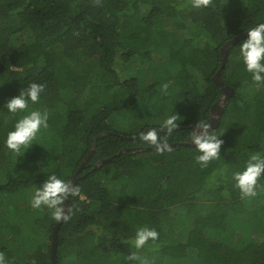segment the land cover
Listing matches in <instances>:
<instances>
[{"label":"trees","instance_id":"1","mask_svg":"<svg viewBox=\"0 0 264 264\" xmlns=\"http://www.w3.org/2000/svg\"><path fill=\"white\" fill-rule=\"evenodd\" d=\"M259 22L264 0H210L199 9L189 0H0V107L36 82L45 87L29 108L48 113L44 142L15 154L3 137L17 115L0 111V253L8 264H50L56 223L46 208L19 214L14 198L51 173L70 180L84 160L74 183L82 198L68 201L55 264H150L154 252L156 264H264V179L255 197H243L231 178L251 154L264 153V83L244 71L242 39L227 49L219 74L231 88L210 130L222 140L220 157L200 167L190 141L223 97L212 80L220 48ZM142 60L147 67L138 69ZM157 70L172 87L166 103L157 81L138 77ZM173 111L181 120L167 135L171 150L158 153L138 134ZM151 112L158 123L144 124ZM256 203L261 220L243 221ZM172 212L179 235L170 242L163 227ZM140 225L159 235L136 249L130 240ZM131 253L139 260L129 261Z\"/></svg>","mask_w":264,"mask_h":264},{"label":"clouds","instance_id":"2","mask_svg":"<svg viewBox=\"0 0 264 264\" xmlns=\"http://www.w3.org/2000/svg\"><path fill=\"white\" fill-rule=\"evenodd\" d=\"M209 2L210 0H189L190 6L194 9L205 7ZM246 32V38L238 44V58L253 82L264 83V22L256 23ZM44 87L42 83L30 82L0 107V111L6 109L8 113L17 115L12 128L6 131L3 137L4 147L12 153H24L36 141L44 142L39 134L48 127V113L29 108V102L31 104L38 102ZM161 87L166 93L169 86L164 83ZM180 117L176 111L165 115L158 127L142 130L138 134L139 139L153 146L158 153L170 151L171 146L167 135L178 128ZM209 127V123L199 122L190 135V141L198 153L195 160L202 168L220 157L222 140L215 131H209ZM231 178L234 182L233 186L239 189L243 197H255L259 186L258 181L264 179V153L251 154L241 169L232 172ZM72 197L82 198L80 187L73 184L72 180L63 179L51 173L34 189L31 207L37 210L46 208L51 219L56 222H66L71 217V208L69 204L65 206V201H70ZM158 235L155 228L147 225L136 226L130 243L136 249H140L148 241L157 240ZM127 259L138 261L139 257L131 253ZM0 264H8L3 253H0Z\"/></svg>","mask_w":264,"mask_h":264},{"label":"rangeland","instance_id":"3","mask_svg":"<svg viewBox=\"0 0 264 264\" xmlns=\"http://www.w3.org/2000/svg\"><path fill=\"white\" fill-rule=\"evenodd\" d=\"M156 32L157 31H155V33ZM80 64L82 65V69H83L84 68V64L82 62H80ZM135 65H137L138 69H140V67L141 68H146L147 67L146 66L147 63L144 60L141 61V64L136 63ZM142 70H145V69H142ZM117 71H118V75H121L123 77L124 73L127 72V69L126 70H122L121 69V71L118 69ZM132 71H134V69ZM138 77H139V79L141 81L140 83H142V84L143 83L147 84V82L149 80H151V81L154 80V81H157L160 86H162L164 83H167L168 86H169L168 88H170L169 77L167 76V73H165V72H163L161 70L155 71L153 73V75H148L145 72H142V73L140 72ZM170 89L168 90V92H170ZM168 92L165 93L166 98H164L163 100H161L159 102H163V103L164 102L165 103L168 102V100L170 98V96L168 95ZM260 101H261V106L264 107V89L261 90ZM30 109L35 110L34 108H30ZM154 109H156V108H154ZM156 110H161V109L157 108ZM167 110H168V108H166L165 110L163 109L161 111L163 112V114H166ZM157 120H158V118H157L156 114L154 112L153 113L151 112V113H148V115L145 118H143L142 121H143L144 124L152 125V124L158 123ZM35 188L28 189L25 192L20 193L18 196H16L14 198L15 202L18 203L19 206H21V208H22V209L19 208V210H18L20 212L19 214H25L27 211H29L32 208L31 207V197H32V194H33V191H34ZM251 209L250 210H251L252 215H250V216L246 215V216H244V218L242 217V220L243 221L247 220V218H251L253 220H257V219L261 220V212L263 210V207L260 204L256 203L254 205V207H252ZM207 210H208V208L206 206V203H202V206L200 207V211L202 213H205ZM175 219H176L175 218V213L172 212L171 216L169 215V217L166 219L165 225L163 227L164 232L167 234L166 237L169 239L170 242L175 241L176 237L179 235V234H177V233H179V229L176 227V220ZM158 260H159V256L155 252L150 255V264L151 263L152 264L153 263L156 264Z\"/></svg>","mask_w":264,"mask_h":264},{"label":"water","instance_id":"4","mask_svg":"<svg viewBox=\"0 0 264 264\" xmlns=\"http://www.w3.org/2000/svg\"><path fill=\"white\" fill-rule=\"evenodd\" d=\"M247 36V32L244 31L240 34H237L235 36H233L232 38H230L229 40H227L224 45L220 48V53H221V65L219 67V69L216 71V73L213 76V81L215 82V84L221 89L222 91V96L220 97V99L218 100V102H216L212 108H211V120L209 122V131L212 130L213 128H215V126H217L218 121H219V115H220V110L222 109V107L225 105L228 96L231 92V88H229L224 82H222L221 80H219V74H220V70L224 64V60L226 57V53H227V49L234 43H236L237 41L245 38ZM106 159H103L101 162H104ZM85 160L81 163V165L76 169V171L74 172L72 178L70 180H72V183L74 184L78 178H79V171L82 168L83 164H84ZM97 167L94 166L93 169H95ZM65 206H68V201H65ZM60 222H56L52 228L51 232V242H50V264H55V248H56V237H57V230L59 228Z\"/></svg>","mask_w":264,"mask_h":264}]
</instances>
